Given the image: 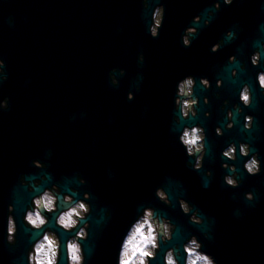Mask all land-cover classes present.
<instances>
[{"label":"flooded vegetation","instance_id":"flooded-vegetation-1","mask_svg":"<svg viewBox=\"0 0 264 264\" xmlns=\"http://www.w3.org/2000/svg\"><path fill=\"white\" fill-rule=\"evenodd\" d=\"M79 1L87 0H0V45L5 50L22 51L17 59H10L8 53L3 58L8 79L3 83L0 96L10 97V104L7 110H0L6 123L2 131L4 139H0V143L10 142L8 128L12 126L16 133L15 143L33 145V150L26 149L24 155L14 158L23 163L17 169L19 177L21 174L39 176L46 172L54 182L65 176L71 183H75L78 175L85 177L87 184L77 186L81 192L89 191L92 194V214L104 215L105 209L110 210L111 215L107 219L113 221V229H119L120 225L115 224L122 211L130 217L136 215V206L130 207L131 196L143 189V177L147 191L146 180L152 159V126L168 127L169 115L173 118L176 89L171 93H144L137 91L136 87L131 89L128 83L121 84L122 76H118L120 83L113 86V93L108 96L103 93L99 98L97 111L102 114L101 122L98 132L90 134V138L86 62L82 52L85 49V34L83 27L78 29L70 21L74 12L72 9L74 6L78 9L76 3ZM111 1L136 3L135 11L132 10L133 30L147 34V43L135 44L133 51L126 54V61L140 64L138 54L142 52L145 62L154 57L170 65L173 79L179 81L191 74L197 80L200 76H206L212 82V88L208 91H204L199 84L196 88V95L201 97V108L196 119L200 120L207 132L208 154L204 169L212 170L211 183L207 188L203 186V171H194L186 165L189 157L180 145L179 194L204 214H209L207 210L213 207L244 212L246 223L242 225L241 232L248 236L250 211L264 210V171L256 176L248 175L243 169L246 158H242L237 166L244 179L238 188L228 187L223 182L226 170L221 167V150L233 140H247L264 162V95L260 94L255 80L256 73L264 68V63L262 68H257L249 58L254 50V42L264 39V28H261L264 25V0H234L231 6L222 4L209 26H199V35L191 47L183 46L182 33L196 15L205 12L207 18L205 10L213 7V0H161L165 6V17L159 38L156 39L151 37L150 32L147 33L146 28V22H151L153 4L150 3L147 8L150 10L148 16L136 12L145 9L141 0ZM79 8L83 13V3ZM46 19H49L47 26ZM229 29L238 31L237 39L227 42L213 53L212 45L224 38ZM45 45L62 49L63 58L56 61L42 55L41 49ZM79 48L80 57L76 52ZM233 54L241 62L247 63V69L240 72L235 80L230 76L232 66L228 65V57ZM12 66L16 69L15 73L11 71ZM221 76L224 86L217 89L215 81ZM244 82L252 85L255 96L252 107L245 109V112L254 115L257 123L252 130H244L243 116L240 115L233 129L225 130L223 136H217L215 128L222 126L225 116L220 105L225 99L230 101L229 107L239 102L238 93ZM129 91L134 92L132 101L127 99ZM217 91L220 92L219 98L215 96ZM204 95L209 96L210 105L203 104ZM206 110L212 113L207 119L203 115ZM6 159L5 148H0V192L5 191L3 178L7 172ZM33 159L45 161L48 167H34ZM250 190L256 194V200L252 202L244 199L243 195ZM120 196L124 198L123 203L126 202L124 206ZM179 215V225L188 236L196 234L199 239L205 237L181 209ZM255 219L257 224L264 223Z\"/></svg>","mask_w":264,"mask_h":264},{"label":"clouds","instance_id":"clouds-1","mask_svg":"<svg viewBox=\"0 0 264 264\" xmlns=\"http://www.w3.org/2000/svg\"><path fill=\"white\" fill-rule=\"evenodd\" d=\"M234 0H213V7L193 17L192 23L182 33V44L191 47L193 40L199 35V26L207 27L212 23L215 13L220 11L222 4L231 6ZM145 9L154 5L151 12V22L148 30L152 38H159L165 17V6L161 0H141ZM264 28V25H261ZM238 31L229 29L225 37L211 47L213 53L219 51L227 42L236 40ZM250 61L254 67L262 68L264 63V39L254 42V50L250 54ZM144 54H138V62L143 64ZM228 65H231L230 76L235 80L239 73L247 69V63L241 62L240 58L233 54L228 57ZM238 65V67H236ZM119 76L125 75V69L113 67L108 73L110 83L119 86ZM6 62L0 57V88L7 81ZM256 83L259 92L264 95V68L256 73ZM208 91L212 88V82L206 76L197 77L186 75L177 82L173 106V121L178 132V141L185 149L187 157L186 165L194 171H203L202 183L205 188L210 186L213 172L204 169V160L208 154V140L205 126L196 119L201 108V97L196 95L197 85ZM216 88L224 86V78L218 77L215 81ZM139 91L140 85H135ZM215 96L220 97V92ZM239 102L229 107L230 101L225 99L220 105L221 111L225 112L224 122L217 125V136H223L225 130H231L236 124L237 116H243V129L252 130L257 121L254 115L245 112L251 108L255 99L254 90L250 83L244 82L238 93ZM134 92L129 91L127 99H134ZM209 96H203V104L210 105ZM10 97L0 96V110H7ZM204 117L210 118L211 111H204ZM195 120L194 123L191 121ZM242 158L243 169L250 176L259 175L264 171V162L260 154L253 149L247 140H233L221 150V167L225 169L223 182L231 188H238L244 177L240 174L237 166ZM32 165L38 169L48 167L45 161L33 159ZM52 177L46 172L39 176L21 174L20 184L29 192L35 193L24 211L23 223L25 229L32 233L30 246L26 252V264H86L88 250L86 242L92 235L93 213L91 203L93 197L89 191L81 192L79 186L87 184L83 176H76L75 183L66 182L64 186L50 182ZM50 182V183H47ZM44 185L43 187H41ZM79 185V186H77ZM155 197L164 205H173V197L163 185L156 187ZM244 199L249 202L256 200V194L250 190L245 192ZM175 199L179 203L182 212L189 217L192 224L202 227L205 217L201 210L192 205L183 195L177 193ZM15 205H8L5 242L8 245H16L19 236V225L14 215ZM238 214V213H237ZM110 210H104V217H110ZM177 226L173 221L156 207L147 204L137 211L136 217L128 227L119 246L116 264H218L215 257L204 250V244L196 234H191L182 244H171L176 234ZM206 238L207 231L203 232ZM161 252L163 256L161 258Z\"/></svg>","mask_w":264,"mask_h":264},{"label":"water","instance_id":"water-1","mask_svg":"<svg viewBox=\"0 0 264 264\" xmlns=\"http://www.w3.org/2000/svg\"><path fill=\"white\" fill-rule=\"evenodd\" d=\"M82 3L83 13L79 8ZM82 3L80 1L76 3L78 9L73 7V18L70 21L78 29L83 27L85 34V49L83 48L82 52L86 62V91L89 96L87 124L90 135L99 130L98 125L101 122L102 114L97 109L100 106L98 102L101 94L104 93L108 96L114 91L108 76L113 67L120 66L125 69L121 84L128 83L131 89L139 84V91L144 93L174 92L178 80L173 79V76L170 75V65L163 64L154 57L147 62L144 61L143 64L126 61V54L133 51L135 44L147 43V34H139L133 30L135 26L132 10L135 11L136 3L111 0H87ZM142 10L141 12L138 9L136 12L139 15L150 16V10ZM48 21L49 19L45 20L46 26ZM148 23L146 22V28ZM80 51V48L76 51L78 57L81 56ZM41 52L42 55L52 60L58 61L63 58L61 53L63 50L55 48L53 45L43 46ZM7 53L10 59H17L18 54L22 51L20 49L5 50L0 45V57L4 58ZM14 70L16 69L12 66L13 73H15ZM117 75L119 76V73ZM172 119V116L169 115L167 120L169 125L166 128L155 124L152 126V159L149 163L150 171L146 180L147 191H145V177H143V189L131 196L130 206L131 208L136 206V214L139 208L147 204L153 205L158 211L166 214L177 226L175 238L170 242V245L182 244L188 236V233L184 232L179 225L180 207L175 199L176 194L180 193V143ZM5 126L4 113L0 111V139H4L2 131ZM8 129L10 142L0 143V148H5L8 155V159H6L7 172L3 178L5 191L0 192V264H26V252L31 243L32 233L25 229L23 215L35 193L29 192L20 184L17 169L23 163L14 158L24 155L26 149L33 150V145L15 143V129L12 126ZM58 179L55 182L61 186L69 182L65 176ZM50 182H54V179ZM161 185L172 194L174 206L164 205L155 197V189ZM123 201L122 197L121 204L124 206L126 202L123 203ZM10 203L15 205L14 215L20 230L18 242L14 246L8 245L4 238ZM207 212L209 214L201 212V215L205 217L204 226L195 225V227L202 236L205 231L209 233L210 238L201 237L200 239L203 241L204 250L214 255L218 264H264V223L257 224L255 219L264 221V210L250 211L249 223H247L248 236H244L246 233L241 232L242 225L246 223L244 222V212L228 211L226 208L219 207L210 208ZM135 217L127 216L122 211L119 221L115 224L120 227L113 229V221H108L102 213L92 214L90 217L92 235L85 244L89 253L86 264H116L122 238ZM162 256L163 252H161V258Z\"/></svg>","mask_w":264,"mask_h":264}]
</instances>
